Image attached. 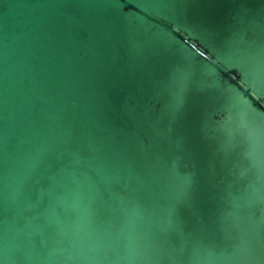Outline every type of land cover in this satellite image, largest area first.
Listing matches in <instances>:
<instances>
[{
	"label": "water",
	"instance_id": "obj_1",
	"mask_svg": "<svg viewBox=\"0 0 264 264\" xmlns=\"http://www.w3.org/2000/svg\"><path fill=\"white\" fill-rule=\"evenodd\" d=\"M0 264H264V0H0Z\"/></svg>",
	"mask_w": 264,
	"mask_h": 264
},
{
	"label": "snow or ice",
	"instance_id": "obj_2",
	"mask_svg": "<svg viewBox=\"0 0 264 264\" xmlns=\"http://www.w3.org/2000/svg\"><path fill=\"white\" fill-rule=\"evenodd\" d=\"M201 55H203V53H201Z\"/></svg>",
	"mask_w": 264,
	"mask_h": 264
}]
</instances>
